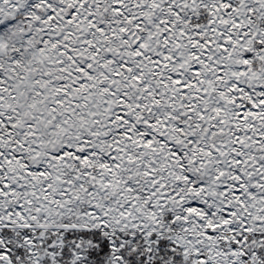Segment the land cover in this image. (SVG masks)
I'll return each instance as SVG.
<instances>
[{
    "label": "snow or ice",
    "instance_id": "snow-or-ice-1",
    "mask_svg": "<svg viewBox=\"0 0 264 264\" xmlns=\"http://www.w3.org/2000/svg\"><path fill=\"white\" fill-rule=\"evenodd\" d=\"M0 264H264V0H0Z\"/></svg>",
    "mask_w": 264,
    "mask_h": 264
}]
</instances>
